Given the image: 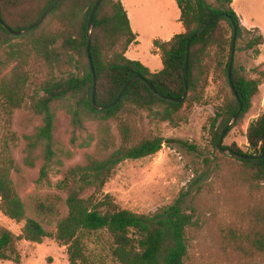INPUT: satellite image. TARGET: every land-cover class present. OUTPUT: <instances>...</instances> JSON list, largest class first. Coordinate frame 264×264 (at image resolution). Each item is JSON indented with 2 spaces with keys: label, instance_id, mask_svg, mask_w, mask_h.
<instances>
[{
  "label": "trees",
  "instance_id": "16d2710c",
  "mask_svg": "<svg viewBox=\"0 0 264 264\" xmlns=\"http://www.w3.org/2000/svg\"><path fill=\"white\" fill-rule=\"evenodd\" d=\"M53 1L0 0V19L13 31L25 29L36 22ZM96 1L58 0L38 26L21 35L9 33L0 24V91L4 94L5 109L11 113L24 104L42 119L36 132L24 136L23 165L33 168L40 162L39 180L48 179L57 155L53 130L59 110L69 117L72 141L86 121H97L96 133L90 138H95L97 150L105 153L99 157L87 153L83 163L69 165L60 172L54 187L64 194L67 213L56 221L54 232L48 233L38 219L27 216L24 201L11 178V173L19 167L7 147L0 150V212L22 223L19 234L0 227V261L18 263L17 246L21 240L41 243L45 237L52 236L66 247L68 264H93L94 260L103 258L113 264H186L187 235L195 220L192 209L182 206L184 194L162 213L140 214L119 207L110 194L103 193V188L120 163L153 155L163 144L173 141L159 134L137 139V114L144 111L151 123L178 126L183 119L179 114L184 104L190 108L203 101L208 57H212L214 67L223 73L230 87L227 69L233 26L239 42L235 49L249 51L254 58L260 54L264 36L254 35V29L240 24L232 0H175L183 31L168 41H153L163 67L151 72L140 61L125 56L128 47L137 40L120 0L100 1L92 17L87 50L88 19ZM214 16L217 18L190 42L188 95L183 102L168 99H179L183 94L187 41ZM54 17L60 27L51 31L46 22ZM32 58L44 66L47 77L39 90L28 96L24 95V88L29 80L28 61ZM11 63L9 75L2 76ZM258 74L257 78H248L241 69L232 68L230 80L241 103L237 121L249 111L253 97L259 92L264 72ZM135 76L140 79L133 81L116 101L124 85ZM93 88L96 104L106 107L102 111L92 106ZM231 93V98L210 119L216 150L222 130L238 111V101ZM109 120L116 122L117 137L111 132ZM245 136L253 150L250 153L243 152L235 143L223 147L249 156L238 159L244 171L253 180H264V157H258L264 154V112L249 122ZM179 142L195 148L187 142ZM35 208L38 215L58 214L52 204L37 202ZM250 241L255 248L264 250V232L255 233Z\"/></svg>",
  "mask_w": 264,
  "mask_h": 264
},
{
  "label": "rangeland",
  "instance_id": "374dc122",
  "mask_svg": "<svg viewBox=\"0 0 264 264\" xmlns=\"http://www.w3.org/2000/svg\"><path fill=\"white\" fill-rule=\"evenodd\" d=\"M124 4L132 27L139 32L138 42L128 56L150 60L152 35H165L177 29L179 8L175 0H124ZM233 9L243 26L254 29V35L264 36V0H235ZM46 26L55 31L60 24L54 17L48 19ZM238 44L236 40L235 48ZM235 48L232 68L241 69L248 78L259 77L258 73L264 72V43L257 58L249 51ZM212 60V57L206 60L209 69L202 103L190 108L184 104L179 114L183 119L178 126L167 122L151 123L144 111L136 115L137 139L159 134L173 141L163 144L153 155L120 163L106 182L103 193L110 194L119 207L140 214L162 213L180 194H184L182 206L192 209L195 220L187 235L186 264H264V250L255 248L250 241L255 233L264 232V180L249 178L237 158L216 150L213 145L210 119L232 93L225 76L214 67ZM12 65L3 71L2 76L9 75ZM27 69L29 80L24 95L29 96L39 90L47 77V70L34 58L28 61ZM26 101L28 103V98ZM5 104L4 94L0 91V150L7 147L19 167L18 171L11 173V178L24 201L27 216L38 219L48 233H53L56 221L67 213L64 194L54 187L60 172L69 165L83 163L87 153L96 157L105 155L97 150L95 138H90L95 135L98 123L86 121L72 141L69 117L59 110L53 130L57 155L50 166L48 179L40 181V162L28 168L23 165L22 158L24 136L36 132L42 124L41 116L24 104L10 113ZM262 112L264 77L251 108L240 121L236 119L229 127L222 145L235 143L243 152L250 153L245 132L249 122ZM108 123L112 134L117 137L116 122L109 120ZM37 202L54 205L58 214L38 215ZM0 227L19 234L22 223H16L0 212ZM17 248L20 254L18 263L4 260L0 264H68L66 247L52 236L45 237L41 243L21 240ZM94 261L93 264H113L108 258Z\"/></svg>",
  "mask_w": 264,
  "mask_h": 264
},
{
  "label": "water",
  "instance_id": "95a60500",
  "mask_svg": "<svg viewBox=\"0 0 264 264\" xmlns=\"http://www.w3.org/2000/svg\"><path fill=\"white\" fill-rule=\"evenodd\" d=\"M58 0H54L50 5L49 7L46 9V11L43 13V15L36 21L34 22L33 24H31L29 27L25 28V29H22V30H18V31H13L11 30L1 19H0V24L11 34H14V35H21V34H24L26 33L27 31H29L30 29H33L35 28L36 26H38L43 20L44 18L46 17L47 13L52 9V7L56 4ZM101 0H97L96 3L94 4L93 6V9L90 13V16H89V19H88V28H87V38H88V41H87V50H89V46H90V41H91V28H92V17H93V14L94 12L96 11L99 3H100ZM217 18V16H214L212 19H210L209 21H207L204 25H202L195 33H193V35H191V37L189 38V40L187 41V45H186V55H185V63H184V72H183V77H184V90H183V94H182V97L177 99V98H168L172 101H175V102H183L184 99L186 98V96L188 95V90H187V66H188V57H189V50H190V42L192 39L196 38L206 27H208L215 19ZM234 28V35H233V39H232V45H231V53H230V58H229V64H228V69H227V76H228V79H229V84H230V87H231V91L233 92V94L235 95L237 101H238V111L236 114H234V116L232 117L231 121L224 127V129L222 130L221 132V135L219 137V139L217 140V143H216V146L218 148L219 151H221L222 153H227V154H230L232 155L234 158H237V159H247V158H250L249 156H245V155H241V154H238V153H233L231 152L227 147H223L222 145V140H223V137L227 131V129L233 124V122L237 119L238 117V114L241 110V103L239 102V99L237 97V94H236V91L234 89V86L230 80V77H231V71H232V66H233V55H234V48H235V41H236V30H235V26H233ZM89 60H90V65H91V71H92V74H93V77H94V81H95V76H94V70H93V66H92V63H91V59L89 57ZM137 79H140V77L138 76H135V77H132L125 85L124 87L122 88V90L120 91L116 101L121 97L122 93L132 84L133 81L137 80ZM147 85L149 86V88L155 92V89L154 87L149 83L147 82ZM115 101V102H116ZM91 102H92V106L94 107L95 110H98V111H102L104 110L106 107H100L96 104L95 102V89L93 88V92H92V98H91ZM115 102H113L111 105H113ZM110 106V105H109ZM259 158H263L264 157V154L262 155H259L258 156Z\"/></svg>",
  "mask_w": 264,
  "mask_h": 264
},
{
  "label": "crops",
  "instance_id": "0c3cea01",
  "mask_svg": "<svg viewBox=\"0 0 264 264\" xmlns=\"http://www.w3.org/2000/svg\"><path fill=\"white\" fill-rule=\"evenodd\" d=\"M124 6V8L126 9V6L124 4V0H120ZM235 0H232V7H233V3H234ZM235 10V9H234ZM126 12H127V15H128V18H129V22H130V26H131V29L132 31L135 33L136 35V40L139 36V32L137 30H135L133 27H132V23H131V18H130V14L128 12V10L126 9ZM236 14L238 15V13L236 12ZM239 17V20H240V24L242 25V22H241V19H240V16L238 15ZM245 27V26H244ZM248 29V28H247ZM183 31V26H182V23L179 22V19H178V28L175 29V30H170L168 31L165 35H158V34H153L152 35V42L155 40V39H158V40H161V41H168L169 39H171L175 34L177 33H180ZM138 42V40H137ZM137 44V43H135ZM135 44H131L128 49L126 50L125 52V56L127 58H130L132 60H138L140 61L144 66H146L151 72H156V71H159L162 69L163 65H162V61H161V56L158 52V50L154 47V45H152V57L150 60H143L142 58H140L139 56H136V57H129L128 56V53L129 51L131 50L132 46L135 45Z\"/></svg>",
  "mask_w": 264,
  "mask_h": 264
},
{
  "label": "built area",
  "instance_id": "2783aa9c",
  "mask_svg": "<svg viewBox=\"0 0 264 264\" xmlns=\"http://www.w3.org/2000/svg\"><path fill=\"white\" fill-rule=\"evenodd\" d=\"M251 150V149H250ZM251 151H253V150H251Z\"/></svg>",
  "mask_w": 264,
  "mask_h": 264
}]
</instances>
